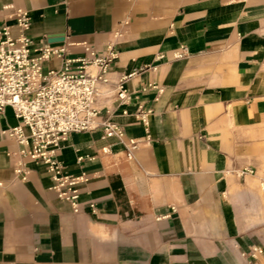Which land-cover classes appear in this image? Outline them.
I'll return each mask as SVG.
<instances>
[{"label":"crops","instance_id":"crops-1","mask_svg":"<svg viewBox=\"0 0 264 264\" xmlns=\"http://www.w3.org/2000/svg\"><path fill=\"white\" fill-rule=\"evenodd\" d=\"M8 5L30 12L36 44L71 57L115 44L101 120L141 143L128 160L101 129L68 136L60 161L90 178L75 213L43 165L26 160L27 179L16 176L3 132L19 121L0 112V264H264V191L240 175L264 164V14L223 0H0V27L13 24Z\"/></svg>","mask_w":264,"mask_h":264},{"label":"built area","instance_id":"built-area-1","mask_svg":"<svg viewBox=\"0 0 264 264\" xmlns=\"http://www.w3.org/2000/svg\"><path fill=\"white\" fill-rule=\"evenodd\" d=\"M4 10L11 11L9 19L13 24L0 27V112L10 107L19 121L16 126L3 132L17 146L16 152L9 153L10 157L18 159L14 172L26 180V160L43 165L52 182L49 190L58 198L69 201L73 211L78 213L81 186L90 178L85 173H67L60 161L59 152L68 136L101 129L106 138L122 143L128 160H134L141 143L137 138H128L120 124L101 120V86L110 83L109 69L117 60L118 52L113 42L102 54L84 43L83 55L71 57L65 45L55 46L46 41L36 44L32 40L28 34L32 25L29 11L14 5L5 6ZM14 29H17V33ZM180 57L182 53L175 54V58ZM52 59L62 61L60 70L46 69V63ZM128 77H124L120 83ZM150 87L157 88L155 85ZM118 89V98L127 101L129 96L123 84ZM158 91L162 93V89ZM151 112L138 106L136 116L144 126L149 125ZM103 153L109 154L110 148H103ZM83 160V157L78 158L79 162ZM246 174L257 176L259 186L264 191V170L246 167L240 175ZM91 207L96 212L95 204H91ZM261 252L255 247L250 256L255 258Z\"/></svg>","mask_w":264,"mask_h":264},{"label":"rangeland","instance_id":"rangeland-1","mask_svg":"<svg viewBox=\"0 0 264 264\" xmlns=\"http://www.w3.org/2000/svg\"><path fill=\"white\" fill-rule=\"evenodd\" d=\"M224 2L228 3L230 0H223ZM233 4H240V5H249L251 11L254 14L260 13L261 15L264 14V0H235ZM264 170V164L260 171Z\"/></svg>","mask_w":264,"mask_h":264},{"label":"water","instance_id":"water-1","mask_svg":"<svg viewBox=\"0 0 264 264\" xmlns=\"http://www.w3.org/2000/svg\"><path fill=\"white\" fill-rule=\"evenodd\" d=\"M63 41V38H50L49 42H60Z\"/></svg>","mask_w":264,"mask_h":264}]
</instances>
